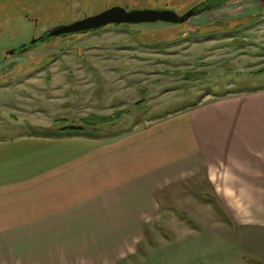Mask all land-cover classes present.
Returning a JSON list of instances; mask_svg holds the SVG:
<instances>
[{
	"label": "rangeland",
	"instance_id": "rangeland-1",
	"mask_svg": "<svg viewBox=\"0 0 264 264\" xmlns=\"http://www.w3.org/2000/svg\"><path fill=\"white\" fill-rule=\"evenodd\" d=\"M202 1L34 0L32 9L28 0L20 7L0 0V140L117 112L121 118L100 130L121 132L222 95L264 88L260 0H232L182 24H112L53 37L31 53L1 52L37 28L41 33L115 5L184 13ZM248 15L237 30L220 29L222 19ZM206 189L191 179L161 193L165 215L129 264H264V228L202 208Z\"/></svg>",
	"mask_w": 264,
	"mask_h": 264
},
{
	"label": "crops",
	"instance_id": "crops-1",
	"mask_svg": "<svg viewBox=\"0 0 264 264\" xmlns=\"http://www.w3.org/2000/svg\"><path fill=\"white\" fill-rule=\"evenodd\" d=\"M111 127L0 140V264H129L191 179L202 208L264 228V88Z\"/></svg>",
	"mask_w": 264,
	"mask_h": 264
},
{
	"label": "water",
	"instance_id": "water-1",
	"mask_svg": "<svg viewBox=\"0 0 264 264\" xmlns=\"http://www.w3.org/2000/svg\"><path fill=\"white\" fill-rule=\"evenodd\" d=\"M195 15L196 11L194 8H191L184 14H180L171 8H142L129 10L123 6L115 5L96 14L87 15L69 24L55 26L49 30L48 36L56 37L87 33L112 24L119 26L122 24L157 23L159 21L182 24L189 21Z\"/></svg>",
	"mask_w": 264,
	"mask_h": 264
},
{
	"label": "trees",
	"instance_id": "trees-1",
	"mask_svg": "<svg viewBox=\"0 0 264 264\" xmlns=\"http://www.w3.org/2000/svg\"><path fill=\"white\" fill-rule=\"evenodd\" d=\"M250 16H252V15L236 17V19L230 20L232 22L235 21V25H233V26L228 24L230 22L228 19H222L224 21L221 22L222 24H220V27H221L220 29H222V31H224L226 33H229L233 30H237L239 27H241L242 24H245V23L240 22V21L243 20L244 18L250 17ZM122 25H130V24H122ZM223 26H224V28H222ZM262 87H264V86H262ZM255 89H257V88H255ZM122 115H123V112H117V113H115L113 115H109V116L90 115L88 117L81 119V121L83 123L81 125L62 126V127L57 128L56 130H53V131H50V130L43 131V132L36 131V132H34V134H44V135H53V136L75 135V134H95V132L99 133L100 126L105 125V124H113L117 120H119ZM62 123H65L64 120H62ZM214 204L217 207L216 202H214ZM229 220L231 222V219H229Z\"/></svg>",
	"mask_w": 264,
	"mask_h": 264
},
{
	"label": "flooded vegetation",
	"instance_id": "flooded-vegetation-1",
	"mask_svg": "<svg viewBox=\"0 0 264 264\" xmlns=\"http://www.w3.org/2000/svg\"><path fill=\"white\" fill-rule=\"evenodd\" d=\"M229 1H232V0H205V1H202V2L194 5L191 8H194L196 11V15H198V14H200L206 10L214 9L215 7H218V6H220L224 3H227ZM15 2L17 3L18 7H20L22 4V0H15ZM27 4L32 9L35 6L34 0H28ZM162 8H168V7H160L158 9H162ZM184 13H180V14H184ZM85 16H87V15H85ZM85 16H82V18H84ZM26 19L31 20L30 17H26ZM49 30L50 29H44L43 31H41V33H39L38 28H37L27 41H21L16 45L4 47L1 52L2 53H8L11 55L18 54V53H31L33 51L34 47H37L38 45H41V44H47L48 42L51 41V39H53V37L48 36ZM32 41H34V42H32Z\"/></svg>",
	"mask_w": 264,
	"mask_h": 264
},
{
	"label": "bare ground",
	"instance_id": "bare-ground-1",
	"mask_svg": "<svg viewBox=\"0 0 264 264\" xmlns=\"http://www.w3.org/2000/svg\"><path fill=\"white\" fill-rule=\"evenodd\" d=\"M28 12V11H27Z\"/></svg>",
	"mask_w": 264,
	"mask_h": 264
}]
</instances>
